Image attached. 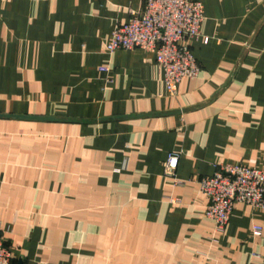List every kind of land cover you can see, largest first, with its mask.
Here are the masks:
<instances>
[{
    "label": "crops",
    "instance_id": "0c3cea01",
    "mask_svg": "<svg viewBox=\"0 0 264 264\" xmlns=\"http://www.w3.org/2000/svg\"><path fill=\"white\" fill-rule=\"evenodd\" d=\"M200 1V71L169 95L152 52L106 50L144 0H0V113L52 118L0 116L11 264H264V209L213 242L198 184L264 166V0Z\"/></svg>",
    "mask_w": 264,
    "mask_h": 264
},
{
    "label": "built area",
    "instance_id": "2783aa9c",
    "mask_svg": "<svg viewBox=\"0 0 264 264\" xmlns=\"http://www.w3.org/2000/svg\"><path fill=\"white\" fill-rule=\"evenodd\" d=\"M203 19L200 0H144L139 11L131 12L126 22L113 28L106 50L141 48L152 52L163 71L167 93L174 95L182 79H193L199 74L200 66L187 41L200 38ZM203 41L206 43L208 37H203ZM177 163L178 153H168L166 173L173 175ZM198 184L208 198L205 214L213 223V242L224 232L235 202L264 209V166L218 163L213 173L199 179ZM261 230V225L253 224L254 236L260 235ZM11 258L0 231V264H11Z\"/></svg>",
    "mask_w": 264,
    "mask_h": 264
},
{
    "label": "water",
    "instance_id": "95a60500",
    "mask_svg": "<svg viewBox=\"0 0 264 264\" xmlns=\"http://www.w3.org/2000/svg\"><path fill=\"white\" fill-rule=\"evenodd\" d=\"M0 116L14 117V118H25V119H52L51 117H41V116H30V115H16V114H1Z\"/></svg>",
    "mask_w": 264,
    "mask_h": 264
}]
</instances>
